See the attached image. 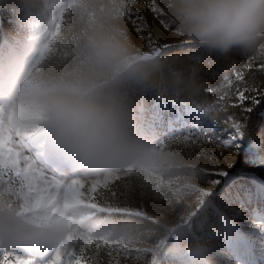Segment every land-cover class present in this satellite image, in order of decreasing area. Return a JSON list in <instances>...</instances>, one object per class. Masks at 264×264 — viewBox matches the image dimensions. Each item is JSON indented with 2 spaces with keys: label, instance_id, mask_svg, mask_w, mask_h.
I'll use <instances>...</instances> for the list:
<instances>
[{
  "label": "rangeland",
  "instance_id": "374dc122",
  "mask_svg": "<svg viewBox=\"0 0 264 264\" xmlns=\"http://www.w3.org/2000/svg\"><path fill=\"white\" fill-rule=\"evenodd\" d=\"M25 1L10 13L6 0H0V123L19 134L27 161L23 167L0 166V208L24 221L55 220L60 229L39 249L0 248L24 259L62 246L82 249L79 264H182L172 249L185 234L184 243L198 237L210 241L214 264H264V134L254 124L264 108V89L255 77L264 71L248 72L244 81L246 95L260 100L258 105L251 99L240 103L232 89L224 101L227 110L209 112L195 129L182 126L183 117L175 112L154 122L155 103L138 105V112L133 108L137 123L154 153L141 160L81 167L49 145L27 116L24 98L37 76L85 70L82 49L91 27L115 25L130 35L126 69L112 76L98 72L94 78L106 90L125 93L131 104L128 81L139 62L163 56L174 65L185 56L195 64L213 63L219 55L183 45L185 39L149 11V0ZM158 6L163 8L162 0ZM139 17L146 19L155 44L136 31L144 23ZM165 44L173 47L163 52L154 48ZM194 53L199 54L195 61L190 59ZM245 57L238 52L219 56L225 69L212 88H219L224 74L241 69ZM224 91L180 105L206 109ZM200 115L194 112L192 118ZM227 116L245 133L238 150L224 131L231 130L224 123ZM213 117L217 123L210 127ZM220 171L227 175L215 174ZM217 179L220 183L214 184ZM86 181L93 188L83 198L100 208L66 199L71 184Z\"/></svg>",
  "mask_w": 264,
  "mask_h": 264
},
{
  "label": "clouds",
  "instance_id": "9594fccd",
  "mask_svg": "<svg viewBox=\"0 0 264 264\" xmlns=\"http://www.w3.org/2000/svg\"><path fill=\"white\" fill-rule=\"evenodd\" d=\"M170 27L208 54L264 53V0H162ZM130 35L115 25L96 24L82 49L85 70L37 76L28 85L24 106L30 121L65 160L81 167L141 160L154 153L143 138L125 93L99 86L94 74L116 75L128 66ZM134 83L159 98L185 103L181 96L199 90L195 69L176 67L162 58L136 65ZM55 220L24 221L0 208V245L39 249L55 239ZM173 257L182 264H214L210 241L184 243Z\"/></svg>",
  "mask_w": 264,
  "mask_h": 264
},
{
  "label": "snow or ice",
  "instance_id": "6c2138e0",
  "mask_svg": "<svg viewBox=\"0 0 264 264\" xmlns=\"http://www.w3.org/2000/svg\"><path fill=\"white\" fill-rule=\"evenodd\" d=\"M148 6L150 12H152L154 15H158L162 19L163 26L166 28H170L168 18L163 8L158 6V0H149ZM139 19L143 20L144 23L143 25H137L136 31L143 34L150 45L155 44L150 26L147 25L146 19L143 17H139ZM146 28L148 29L147 31ZM183 45H193V42L185 40L183 42ZM170 47H173V45L165 44L162 46H154V48L162 52L169 49ZM198 58V53H194L190 57V59L193 61L197 60ZM253 70L264 71V53L246 55L242 68L233 69L230 74H224L219 88H206L205 92L210 95L220 91V89L225 90L224 94L218 95L216 99L207 106L206 109L195 108L188 105L181 106L178 103L160 98L155 102L152 108L151 118L155 122L162 115H164L165 110H167L168 112H175L174 116L179 114L183 117V120L181 121L182 126L188 128V126L190 125L192 129H195L199 127L203 122H205L204 117L207 116L209 112L227 110V105L224 104V101L226 100L229 92L232 89H235V98L240 103L251 99L254 106L258 105L260 103V100H258L255 96L249 97L248 95H246L249 89L244 83L246 74ZM252 110L253 108L245 109V111L247 112H251ZM194 112L201 114L199 119L192 118V114ZM216 123L217 121L215 120V117H213L209 126L212 127ZM224 123L231 124V130L225 128L224 131L228 134V138L230 140L236 142V149L238 150L240 147V142L245 139V133L241 130L240 123L234 122L232 116H227L224 120ZM209 139L211 140L212 138L209 137ZM26 162L27 161L24 159V152L22 150V144L19 134L16 133L11 127L0 123V166L7 167L9 165H19L20 167H23ZM215 174L223 177L227 175V172L220 171ZM213 183L218 184L220 183V180L217 179L213 181ZM83 187V184L79 182H74L73 184H71L65 192L66 199L75 204L100 208V205H90L89 202L83 198V194L81 191ZM203 195L208 196L211 195V193H204ZM200 204H204V201L201 200ZM82 252V249L78 250L75 248L62 246L55 249L49 254L27 255L30 258L24 259L21 258L22 255L19 253L0 248V264H79V254Z\"/></svg>",
  "mask_w": 264,
  "mask_h": 264
},
{
  "label": "trees",
  "instance_id": "16d2710c",
  "mask_svg": "<svg viewBox=\"0 0 264 264\" xmlns=\"http://www.w3.org/2000/svg\"><path fill=\"white\" fill-rule=\"evenodd\" d=\"M6 2L8 4L7 11L8 12L10 11L11 13L12 10L14 9V6L19 4L20 0H6ZM25 3L28 4L30 3V1L26 0ZM20 4L22 3L20 2ZM27 6L32 7L31 5H27ZM224 65H225L224 59H220L219 56L217 57L216 61L213 63L205 62L201 64L192 63L185 56L176 58L174 61V66L183 67L185 69L194 68L196 70L197 81H198V84L200 85L198 91L193 92L190 95L181 96L180 99L183 101L201 99L203 95L207 94V92H205V89L209 87H213L215 83L218 82L219 77L221 76L223 70L225 69ZM135 75L136 74L132 76V79L129 80L128 83L132 81V105H133V108H135V111L138 112V108H137L138 105H145L146 103H155L160 98L154 91H144L139 86H137L134 83ZM255 79L259 81V83L262 85L264 89V75L258 73ZM164 99L168 100L167 97H165ZM178 104L180 103L178 102ZM168 114L169 112L165 110L163 116H167ZM254 124L257 127L259 126L258 134L259 132H262L264 134V108L262 109L261 115L258 118H256V120L254 121Z\"/></svg>",
  "mask_w": 264,
  "mask_h": 264
},
{
  "label": "bare ground",
  "instance_id": "6f19581e",
  "mask_svg": "<svg viewBox=\"0 0 264 264\" xmlns=\"http://www.w3.org/2000/svg\"><path fill=\"white\" fill-rule=\"evenodd\" d=\"M67 167V166H66ZM83 189L81 190L82 191V194L83 196H85L86 198H89L90 195H91V191H92V184L90 181H86L84 184H83Z\"/></svg>",
  "mask_w": 264,
  "mask_h": 264
}]
</instances>
